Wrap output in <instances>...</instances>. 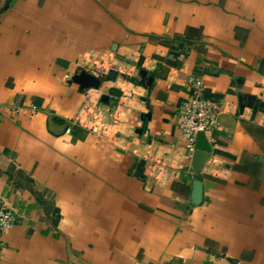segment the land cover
I'll return each mask as SVG.
<instances>
[{"label":"crops","instance_id":"crops-1","mask_svg":"<svg viewBox=\"0 0 264 264\" xmlns=\"http://www.w3.org/2000/svg\"><path fill=\"white\" fill-rule=\"evenodd\" d=\"M108 57L136 84L120 143L67 134L85 103L72 77ZM192 77L226 106L198 207L192 158L159 185L141 159L185 155ZM115 79L100 88L110 108ZM251 97L264 102V0H0V210L17 219L0 264H264V107Z\"/></svg>","mask_w":264,"mask_h":264},{"label":"built area","instance_id":"built-area-1","mask_svg":"<svg viewBox=\"0 0 264 264\" xmlns=\"http://www.w3.org/2000/svg\"><path fill=\"white\" fill-rule=\"evenodd\" d=\"M126 66V63L120 64L112 57L102 58L94 63L93 72L104 76L116 75V79L110 83L112 88L120 90V99L114 108H110L102 102L101 90L85 93V103L77 115L69 121L67 134H71L72 129L77 127L105 140L120 143L123 127L128 124L125 107L137 95L136 92L131 91L136 84L132 81V73ZM125 76L127 80L124 79ZM187 86L189 95L180 104L178 114L179 129L185 143V155L177 150L171 162L170 158L165 156L145 155L141 157L147 163V177L157 185L168 174L172 175L185 169L184 160L191 159L196 152L199 134H204L211 146L215 143L214 134L220 127L221 118L225 112L226 106L223 103L207 97L204 81L200 77L190 78ZM30 110L35 113L36 107H31ZM204 171L218 177L213 164L209 162L205 164L202 172ZM16 222V216L12 211L0 210V247L3 246L4 235L16 226Z\"/></svg>","mask_w":264,"mask_h":264},{"label":"water","instance_id":"water-1","mask_svg":"<svg viewBox=\"0 0 264 264\" xmlns=\"http://www.w3.org/2000/svg\"><path fill=\"white\" fill-rule=\"evenodd\" d=\"M175 55V53H172ZM143 78L147 77L148 73L146 71L140 72ZM105 80V76L97 72H87L85 70L77 72L71 79V82L77 83L80 85L83 93L89 91H99L101 88L102 82ZM152 83L150 79L149 84ZM252 102H258L264 107V102L257 100L256 97H251ZM104 103L110 101L109 97L104 96L102 98ZM148 117V116H147ZM144 120V117L142 118ZM212 152V147L206 140L204 134H199L197 139V150L192 156L191 163V173L194 175L192 195L190 200V205L192 207H198L203 203V193H204V183L202 177L203 168L208 161L210 154Z\"/></svg>","mask_w":264,"mask_h":264}]
</instances>
